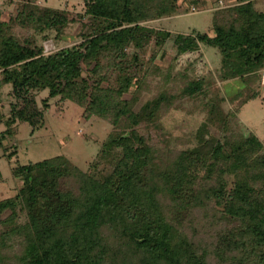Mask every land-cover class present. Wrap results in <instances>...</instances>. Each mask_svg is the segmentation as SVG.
I'll use <instances>...</instances> for the list:
<instances>
[{
    "label": "trees",
    "instance_id": "trees-1",
    "mask_svg": "<svg viewBox=\"0 0 264 264\" xmlns=\"http://www.w3.org/2000/svg\"><path fill=\"white\" fill-rule=\"evenodd\" d=\"M200 1L85 0L74 15L10 0L8 20L0 8V90L10 86L11 98L0 158L16 155L4 144L15 125L43 126L54 97L111 127L86 168L66 155L12 167L18 189L0 199V264H264V140L240 116L260 96L264 10L230 0L207 32L146 25ZM73 22L81 41L60 46ZM151 42L158 49L146 58ZM205 47L220 55L214 69L179 66ZM234 79L244 86L227 96L221 83ZM175 111L201 122L174 136L164 119Z\"/></svg>",
    "mask_w": 264,
    "mask_h": 264
},
{
    "label": "rangeland",
    "instance_id": "rangeland-1",
    "mask_svg": "<svg viewBox=\"0 0 264 264\" xmlns=\"http://www.w3.org/2000/svg\"><path fill=\"white\" fill-rule=\"evenodd\" d=\"M10 0H0V8L4 9L3 19L8 20L14 11ZM47 5L55 7L68 8L76 15L84 13L85 0H41ZM230 0H201L195 11H189L181 7L180 14L165 19L152 20L146 23L151 28L159 30L161 28L181 33H190L194 31H210L212 25L213 10L217 6L228 5ZM258 8L264 10V0H256ZM81 24L73 22L66 29V33L61 40L60 46H70L81 41ZM55 44V43H54ZM53 41H47L45 45L48 49L54 50L58 45ZM153 42L149 43L141 51L148 58L152 51L157 50ZM171 60V54L164 60L159 61L168 65ZM194 61L198 74L206 73L214 69L220 62V55L214 47H205L197 52H188L182 55L178 61L179 66L187 62ZM222 87L227 96L234 95L243 88L244 83L241 79H234L222 82ZM10 86L0 90V118L4 120L9 115L11 98L8 95ZM49 95V90L45 89L39 92L38 101ZM50 107L46 111L45 122L43 126L33 130L28 122H22L15 125V132L4 141L7 147V153L16 151V155L8 160L6 156L0 158V199L13 196L17 193L18 186L12 174V167L17 163L25 164L30 161H39L45 158L57 155H66L77 165L86 168L93 162H96L101 141L107 136L111 127L99 119H87L83 116V108L71 101L60 102L59 97L51 98ZM248 130L255 132L264 140V72L260 87V96L246 103L240 114ZM201 118L196 114H186L182 111L171 112L165 119L166 129L174 136L182 135L200 124ZM4 122L0 123V129H5ZM4 153L0 148V155ZM109 163L102 162L98 172L102 176L106 175ZM100 168V169H99Z\"/></svg>",
    "mask_w": 264,
    "mask_h": 264
},
{
    "label": "built area",
    "instance_id": "built-area-1",
    "mask_svg": "<svg viewBox=\"0 0 264 264\" xmlns=\"http://www.w3.org/2000/svg\"><path fill=\"white\" fill-rule=\"evenodd\" d=\"M196 9L192 8V11H195Z\"/></svg>",
    "mask_w": 264,
    "mask_h": 264
}]
</instances>
